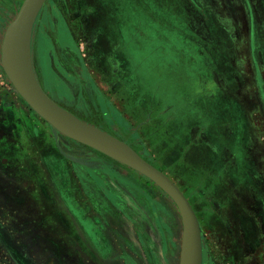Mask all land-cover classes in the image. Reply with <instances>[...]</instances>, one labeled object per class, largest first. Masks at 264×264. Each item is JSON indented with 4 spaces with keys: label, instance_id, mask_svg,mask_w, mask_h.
<instances>
[{
    "label": "rangeland",
    "instance_id": "374dc122",
    "mask_svg": "<svg viewBox=\"0 0 264 264\" xmlns=\"http://www.w3.org/2000/svg\"><path fill=\"white\" fill-rule=\"evenodd\" d=\"M196 1L228 23L212 43L198 28L212 74L194 91L161 68L145 41L104 26L101 0H44L17 49L27 40L35 77L63 108L183 189L200 222L202 264H264V0ZM17 10L0 9V91L35 113L47 135L52 127L2 65ZM181 101L182 109L169 106ZM55 132L83 156L99 153ZM24 136L18 145L0 140V264H180L183 221L166 190L109 157L106 165L93 155L46 158Z\"/></svg>",
    "mask_w": 264,
    "mask_h": 264
},
{
    "label": "crops",
    "instance_id": "0c3cea01",
    "mask_svg": "<svg viewBox=\"0 0 264 264\" xmlns=\"http://www.w3.org/2000/svg\"><path fill=\"white\" fill-rule=\"evenodd\" d=\"M23 1L0 0V9L11 10L14 7L19 11ZM103 1L105 4L101 0L98 8L100 14L105 12L99 16L104 21V26L115 24L126 41H133L135 38L145 41L149 45V53L161 68L165 72L170 69L169 72L179 76V85H188L194 91L200 89L199 81L201 79L211 76L212 73L205 68V59L209 56L205 54L204 34L199 32L198 28L205 25L210 43L219 41L227 34L228 22L214 18L216 16L214 11L205 10L203 4H197L196 0ZM5 4H7V8L4 6ZM192 14L196 17L201 16L196 24L191 21ZM34 68L32 64V71L35 75ZM38 83L43 91L59 104L51 95L50 90L40 81ZM185 94V92L181 94L179 92V95ZM10 95L11 93L6 90L0 91V140L5 139L11 145H18L21 142L19 133H23L24 137L29 138L35 144L34 146L39 149L42 156H47L46 158L57 160V162L59 160L78 162L84 157V160H90L93 155L101 161L104 160L105 165L107 164V157L101 156L102 154L91 153L83 156L84 154L79 151L76 144L61 138L55 132L54 127L41 116L40 121L45 120L52 127L49 134L46 135L42 124H39L38 120H33L35 113L31 114L24 105L17 101L7 102L8 99H11ZM185 105L183 101L169 103V106H178L180 109ZM82 120L91 122L85 118ZM163 213L160 211V214ZM254 217L256 218V216ZM261 230V238L264 240V230Z\"/></svg>",
    "mask_w": 264,
    "mask_h": 264
},
{
    "label": "water",
    "instance_id": "95a60500",
    "mask_svg": "<svg viewBox=\"0 0 264 264\" xmlns=\"http://www.w3.org/2000/svg\"><path fill=\"white\" fill-rule=\"evenodd\" d=\"M43 2L44 0H24L15 19L7 27L2 44V65L8 77L30 106L55 130L137 170L166 190L177 204L183 221L180 264H202L200 222L183 189L131 145L73 115L53 101L40 87L26 52L28 69L21 62L17 42L32 26L30 20L39 11Z\"/></svg>",
    "mask_w": 264,
    "mask_h": 264
},
{
    "label": "bare ground",
    "instance_id": "6f19581e",
    "mask_svg": "<svg viewBox=\"0 0 264 264\" xmlns=\"http://www.w3.org/2000/svg\"><path fill=\"white\" fill-rule=\"evenodd\" d=\"M27 40H24V42L22 43V45H20V50H19V58L21 60V62L23 63V65L25 66V68L28 69V66H27V58H26V54H25V51H24V47H25V42ZM24 44V45H23Z\"/></svg>",
    "mask_w": 264,
    "mask_h": 264
},
{
    "label": "flooded vegetation",
    "instance_id": "af4514ba",
    "mask_svg": "<svg viewBox=\"0 0 264 264\" xmlns=\"http://www.w3.org/2000/svg\"><path fill=\"white\" fill-rule=\"evenodd\" d=\"M101 14H102V12H101ZM99 16H100V13L98 14ZM71 138V137H70ZM72 140H73V138H72ZM74 141H77V140H75L74 139ZM78 142V141H77ZM82 143V142H81ZM84 144V143H83ZM86 145V144H85ZM87 146H89V145H87ZM91 149H94V150H96L97 152H99L98 154H102V156H106V157H109V158H112V157H110V156H108L107 154H105V153H103V152H101V151H99V150H97V149H95V148H93V147H91V146H89ZM91 154V153H90ZM112 159H114V158H112ZM114 160H116V159H114ZM118 161V160H117ZM120 162V161H119ZM122 163V162H121ZM123 164V163H122ZM133 169V168H132ZM135 170V169H134ZM186 194V193H185Z\"/></svg>",
    "mask_w": 264,
    "mask_h": 264
}]
</instances>
